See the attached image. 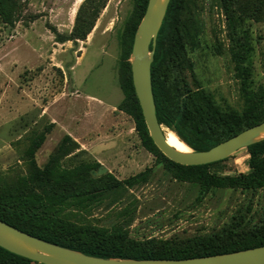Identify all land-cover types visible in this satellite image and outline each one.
Wrapping results in <instances>:
<instances>
[{
    "label": "rangeland",
    "instance_id": "obj_1",
    "mask_svg": "<svg viewBox=\"0 0 264 264\" xmlns=\"http://www.w3.org/2000/svg\"><path fill=\"white\" fill-rule=\"evenodd\" d=\"M229 1L226 12L221 0H176V23L182 30L188 26L190 35L183 40L184 66L162 77L167 96L176 101L199 88L222 111L243 114L252 105L264 112V0ZM144 15L142 0H31L14 26L0 18V198L60 194V186L37 175L55 153L65 167L99 162L94 178L112 173L123 180L152 169L150 180L123 202L85 210L66 206L56 214L60 223L107 233L123 227L128 239L153 252L199 238L251 237L264 227V188L202 191L196 176L180 181L161 151L164 157L141 144L124 87L130 33L136 28V36ZM236 61L248 68L247 84ZM162 127L165 134L174 132ZM64 130L90 134L87 142L96 150L80 152L78 143H69L56 153ZM116 131L123 133L113 146L102 142ZM250 158L244 148L209 171L247 173Z\"/></svg>",
    "mask_w": 264,
    "mask_h": 264
},
{
    "label": "trees",
    "instance_id": "obj_2",
    "mask_svg": "<svg viewBox=\"0 0 264 264\" xmlns=\"http://www.w3.org/2000/svg\"><path fill=\"white\" fill-rule=\"evenodd\" d=\"M30 1L0 0L2 22L14 26L21 20ZM221 1L224 10L229 12L230 1ZM148 2L149 0H142L143 14L146 12ZM176 7V0H171L158 34L151 68L156 113L159 123L171 128L194 151H207L242 131L264 122V112L257 111L252 105L243 114L222 111L206 92L199 88L187 91L176 101L167 96L166 84L162 77L166 79L171 72H177L184 66L186 59L183 53L185 49L183 40L190 35L188 26H183V29L186 27L187 30H182L176 23ZM90 29H85L82 37H86ZM180 30L185 36L180 35ZM135 31L136 28L130 33L126 61L129 60L132 51ZM241 64L236 61V70L243 83L247 84L248 68ZM127 69L130 76L129 82L124 87L127 113L135 121L143 148L155 156H163L149 135L133 86L129 62ZM246 100L250 101L248 92ZM48 133L42 135V144ZM69 143L77 145L70 136L66 135L56 153ZM246 149L251 157L250 170L237 176H220L209 171L212 165L225 160L201 166H185L163 157L177 179L185 181L190 176H196L202 191L235 187L246 190L262 189L264 188V141L250 145ZM100 168L101 164L97 161L80 162L73 167H65L59 160V154L54 153L47 167L38 170L37 175L39 180L58 185L63 191L56 195L35 192L0 198V220L39 239L100 258L188 259L232 253L264 245L263 227L253 236L241 240L199 238L184 247L153 252L144 247V243L128 239L123 227L114 228L107 233L86 231L60 223L56 214L61 213L66 206H71L75 210H85L107 200L110 204L123 202L131 191L146 184L152 174V169L147 168L123 180L117 179L112 173L94 178L92 173ZM84 186L85 189L82 188ZM32 263L39 264L0 247V264Z\"/></svg>",
    "mask_w": 264,
    "mask_h": 264
},
{
    "label": "water",
    "instance_id": "obj_3",
    "mask_svg": "<svg viewBox=\"0 0 264 264\" xmlns=\"http://www.w3.org/2000/svg\"><path fill=\"white\" fill-rule=\"evenodd\" d=\"M171 0H149L134 39L131 57L132 81L149 135L171 161L201 166L226 160L255 144L264 135V122L221 142L207 151H178L168 144L159 123L152 86V63L157 38ZM0 247L39 264H264V245L242 251L188 259H117L89 256L34 237L0 220Z\"/></svg>",
    "mask_w": 264,
    "mask_h": 264
},
{
    "label": "crops",
    "instance_id": "obj_4",
    "mask_svg": "<svg viewBox=\"0 0 264 264\" xmlns=\"http://www.w3.org/2000/svg\"><path fill=\"white\" fill-rule=\"evenodd\" d=\"M53 122H54V124H56V129L59 128V126H60V128H62V126L59 124V121H56L55 119H53ZM122 133L123 132H118L117 133V131H116L113 135L111 134L109 136L110 138L108 139V141L106 140V142L105 141H102V142L108 144L109 146H113L114 143H116L117 141L120 140V136H121ZM65 135L70 136L76 143H78L80 145V152H82V150H84L85 148H88V149H90L92 151L94 149L96 150L95 147H93V148L90 147V143L87 142V136L90 135V134H88L87 136L82 135V137H80V136H77L76 134H74L72 132L68 133L67 131H65ZM117 135H118V137H116ZM90 142H92V141L90 140Z\"/></svg>",
    "mask_w": 264,
    "mask_h": 264
},
{
    "label": "bare ground",
    "instance_id": "obj_5",
    "mask_svg": "<svg viewBox=\"0 0 264 264\" xmlns=\"http://www.w3.org/2000/svg\"><path fill=\"white\" fill-rule=\"evenodd\" d=\"M169 131V130H168ZM165 133V132H164ZM168 144L177 149L178 151L187 153L190 152V149L182 142L174 132H167L165 134ZM260 138H264L262 135Z\"/></svg>",
    "mask_w": 264,
    "mask_h": 264
}]
</instances>
